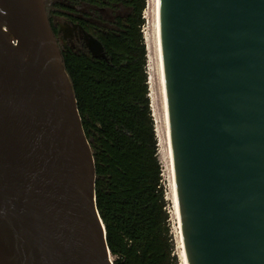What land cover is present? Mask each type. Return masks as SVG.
<instances>
[{"label":"water","instance_id":"obj_1","mask_svg":"<svg viewBox=\"0 0 264 264\" xmlns=\"http://www.w3.org/2000/svg\"><path fill=\"white\" fill-rule=\"evenodd\" d=\"M160 28L187 264H264V0H160ZM0 264H114L44 0H0Z\"/></svg>","mask_w":264,"mask_h":264},{"label":"trees","instance_id":"obj_2","mask_svg":"<svg viewBox=\"0 0 264 264\" xmlns=\"http://www.w3.org/2000/svg\"><path fill=\"white\" fill-rule=\"evenodd\" d=\"M69 2L59 8L84 9L81 25L106 56L61 48L94 155L97 208L114 264H179L149 96L147 0Z\"/></svg>","mask_w":264,"mask_h":264},{"label":"rangeland","instance_id":"obj_3","mask_svg":"<svg viewBox=\"0 0 264 264\" xmlns=\"http://www.w3.org/2000/svg\"><path fill=\"white\" fill-rule=\"evenodd\" d=\"M52 8H56V5L68 6L71 3L69 0H51ZM74 5V4H73ZM62 10V8H58ZM83 10V8H78V10ZM89 11L88 9H85ZM154 0H147V8L144 12V18L146 24L143 28V33L145 37L146 47H147V73L149 79V89H150V100L151 109L155 121L156 134L159 142V159L163 166V178L164 186L166 189V198L168 201V209L171 215V231L172 237L175 243V254L178 257L179 264H186L184 246L182 242L181 229L179 225V220L177 216V208L175 202V192L173 187V180L171 176L170 164L168 160V139H167V127L165 120V110L162 89L160 84V73H159V63L156 50V29H155V15H156ZM109 18V17H107ZM82 46L78 44L77 49H81ZM115 260V258H113Z\"/></svg>","mask_w":264,"mask_h":264},{"label":"flooded vegetation","instance_id":"obj_4","mask_svg":"<svg viewBox=\"0 0 264 264\" xmlns=\"http://www.w3.org/2000/svg\"><path fill=\"white\" fill-rule=\"evenodd\" d=\"M44 1L50 23L53 24L52 30L57 38L60 48L71 47L73 49H77L78 44H80L82 47H86L80 32V27L84 29V27L81 25V22L84 19L78 13V9L74 8L75 12H67L57 8L53 9L51 0Z\"/></svg>","mask_w":264,"mask_h":264},{"label":"bare ground","instance_id":"obj_5","mask_svg":"<svg viewBox=\"0 0 264 264\" xmlns=\"http://www.w3.org/2000/svg\"><path fill=\"white\" fill-rule=\"evenodd\" d=\"M154 3H155V9H156V11H155L156 12V15H155L156 50H157V57H158V63H159L160 84H161L162 95H163L164 110H165V120H166V127H167L168 160H169V164H170L171 176H172L173 187H174V192H175V202H176V208H177V216H178L179 225H180V229H181V221H180L181 219H180L179 204H178V197H177L175 169H174V160H173V150H172L170 126H169V113H168L167 94H166V87H165L163 54H162V46H161L160 0H154ZM181 236H182V233H181ZM182 242H183V239H182ZM184 253H185V250H184ZM185 261H186V264H187L186 254H185Z\"/></svg>","mask_w":264,"mask_h":264}]
</instances>
